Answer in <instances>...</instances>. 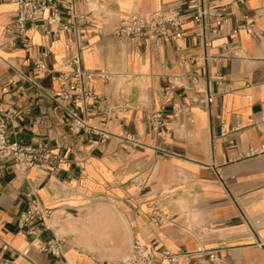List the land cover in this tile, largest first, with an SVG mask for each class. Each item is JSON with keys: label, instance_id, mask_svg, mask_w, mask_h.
Segmentation results:
<instances>
[{"label": "crops", "instance_id": "0c3cea01", "mask_svg": "<svg viewBox=\"0 0 264 264\" xmlns=\"http://www.w3.org/2000/svg\"><path fill=\"white\" fill-rule=\"evenodd\" d=\"M180 2L90 0L80 9L91 11L92 21L77 32L54 36L29 24L26 36L11 44L17 5L0 0V103L15 111L10 135L23 142L48 140L61 154L54 168L2 167L0 256L28 248L35 264H102L124 257L139 239L179 254L173 263L156 264H264V0L232 5L225 30L213 40L217 58L209 65V81L199 68L201 49L190 21L182 38L161 45L115 34L131 12L147 15ZM246 16L253 25L240 27L236 42L225 47ZM69 43L85 67L111 73L93 79L95 93L113 104L141 106L117 111L109 136L96 143L70 133L51 98L59 82L34 64L47 51L46 66L59 69ZM186 56L196 62L186 65L182 84L165 97L167 77L181 73L179 60ZM207 88L210 107L201 101ZM192 98L199 99L191 104L192 120L171 117V100ZM164 100L168 124L161 138L142 107L151 110ZM94 104L88 118L101 123ZM33 191L52 209L40 239H63L61 255L30 246L32 235L18 224ZM154 211L163 216L158 224Z\"/></svg>", "mask_w": 264, "mask_h": 264}, {"label": "built area", "instance_id": "2783aa9c", "mask_svg": "<svg viewBox=\"0 0 264 264\" xmlns=\"http://www.w3.org/2000/svg\"><path fill=\"white\" fill-rule=\"evenodd\" d=\"M245 0H181L177 5H169L165 8L144 14L138 11L131 12L116 29L117 36H140L147 42L161 45L166 41H177L184 35L185 24L192 23L195 31L194 36L201 49L200 70L206 74L208 81V68L210 63L217 58L211 52L213 40L220 36L225 30L231 17L232 5L244 3ZM17 8L13 26L15 33L11 38V44H15L17 38L26 36L28 25L36 24L42 27L45 33L54 36L62 32L72 30L77 32L80 27L91 23V11L81 10L83 3L89 4L90 0H15ZM253 21L246 16L244 23L232 29L230 41L225 47H231L237 40V33L240 27L252 26ZM179 49L180 47L177 46ZM68 55L65 57L59 69L48 68L44 62L43 52L35 59V67L50 72L53 79L59 82V87L54 90L51 98L56 103V108L66 117L70 133L77 136H85L91 143H96L100 138L109 136L108 122L112 120L117 111L131 106L141 108L139 103L133 105L126 101L122 104H113L111 99L102 94H97L91 89V82L95 77L108 79L112 75L106 69L87 68L82 63V56L76 45L69 43L66 46ZM196 62V57L186 56L179 60L182 71L180 74L167 77L168 89L165 97H168L176 86L182 84L186 74V65ZM196 79V78H195ZM34 83H37L34 81ZM195 84V83H194ZM3 91L7 87L2 88ZM201 101L208 107L213 102V94L207 88ZM93 101L94 107L101 109L100 122L91 121L88 118L89 103ZM199 101L192 98L190 101L171 100L170 115L173 118L181 116L192 120V102ZM93 106V104H92ZM146 113L145 117L154 133L163 137L168 118L165 116V100L151 110L142 107ZM15 111L6 109L0 103V172L5 164H10L16 169L26 172L31 167L54 168L61 160V154L55 147L45 139H38L33 142H23L10 135L9 125ZM165 130V131H164ZM138 141V138L128 136ZM52 209L43 205L33 192L28 194L27 206L18 215V224L27 233L32 235L30 246H36L42 252L52 255L63 253L64 240L54 236L46 241L40 239L42 231L50 227L46 220L51 216ZM163 216L154 211L152 221L158 224ZM259 244L264 246L260 240ZM3 248H8L4 244ZM211 259H216L214 253L209 254ZM178 253L169 248H157L148 245L139 239H134L129 252L120 259H110L102 264H156L161 260L170 263L177 261ZM23 260L26 262H23ZM35 264L28 258V248L23 251H16L14 257L0 256V264Z\"/></svg>", "mask_w": 264, "mask_h": 264}]
</instances>
